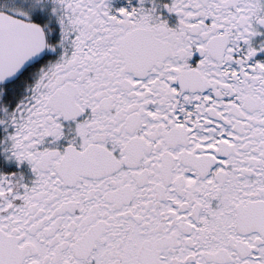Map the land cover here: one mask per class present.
<instances>
[{
  "label": "snow or ice",
  "instance_id": "1",
  "mask_svg": "<svg viewBox=\"0 0 264 264\" xmlns=\"http://www.w3.org/2000/svg\"><path fill=\"white\" fill-rule=\"evenodd\" d=\"M0 264H264V0H0Z\"/></svg>",
  "mask_w": 264,
  "mask_h": 264
}]
</instances>
